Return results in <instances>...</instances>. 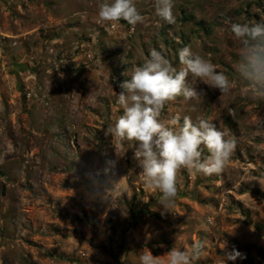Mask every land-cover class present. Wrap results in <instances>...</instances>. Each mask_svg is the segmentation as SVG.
Masks as SVG:
<instances>
[{
	"label": "rangeland",
	"instance_id": "obj_1",
	"mask_svg": "<svg viewBox=\"0 0 264 264\" xmlns=\"http://www.w3.org/2000/svg\"><path fill=\"white\" fill-rule=\"evenodd\" d=\"M99 2L0 0V264H140L144 248L166 259L198 239L206 255L195 264H225L221 242L242 254L228 264H264V190L255 181L264 183V101L235 83L220 97L197 81L198 103L181 97L166 107L165 118L211 116L237 139L221 174L178 173L172 212L148 188L134 146L117 158L104 134L122 114L120 83L150 49L175 64L190 45L235 82L230 24L264 19V0H174L175 24L155 15L153 0H137L145 21L135 29L98 24ZM106 161H116L123 208L86 197L88 174Z\"/></svg>",
	"mask_w": 264,
	"mask_h": 264
},
{
	"label": "clouds",
	"instance_id": "obj_2",
	"mask_svg": "<svg viewBox=\"0 0 264 264\" xmlns=\"http://www.w3.org/2000/svg\"><path fill=\"white\" fill-rule=\"evenodd\" d=\"M155 15L167 24H175L174 0H153ZM126 22L132 29L143 24L145 17L137 0H100L97 5L98 24ZM230 33L239 42V59L234 65V82L210 59L195 53L190 45L178 50V63H173L161 50L150 49L143 63L131 70L129 78L120 83L116 103L122 114L106 123L105 136L117 158H123L128 147L135 148L134 159L145 177L148 188L160 193L157 199L165 212H172L178 194L177 177L181 170L206 176L221 174L232 157L237 139L222 129L211 116L174 114L165 118L166 107L183 98L199 102L197 81L218 89L220 97L231 95L234 83L242 95L253 102L264 101V19L253 23H231ZM191 78V83L189 82ZM191 111L195 112V105ZM116 161H106L105 168L88 174L91 189L86 197L108 203L111 209L123 208L122 196L116 195V179L112 174ZM107 181H101V176ZM258 181L262 190L264 183ZM225 264L241 257L236 250L228 251L221 242ZM206 241L194 240L188 249L173 246L161 256L148 248L139 254L140 264H195L206 255Z\"/></svg>",
	"mask_w": 264,
	"mask_h": 264
}]
</instances>
